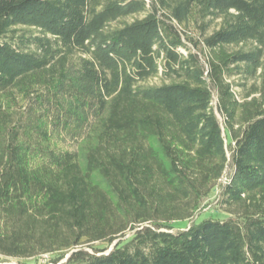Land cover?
Here are the masks:
<instances>
[{
  "label": "trees",
  "instance_id": "1",
  "mask_svg": "<svg viewBox=\"0 0 264 264\" xmlns=\"http://www.w3.org/2000/svg\"><path fill=\"white\" fill-rule=\"evenodd\" d=\"M0 257L264 264V0H0Z\"/></svg>",
  "mask_w": 264,
  "mask_h": 264
},
{
  "label": "rangeland",
  "instance_id": "2",
  "mask_svg": "<svg viewBox=\"0 0 264 264\" xmlns=\"http://www.w3.org/2000/svg\"><path fill=\"white\" fill-rule=\"evenodd\" d=\"M156 82V81H155ZM228 177L224 179V181L221 183V185L211 194V196L207 199L205 203V209L203 210L202 214L204 216H210V215H217V209H216V204H217V199L220 194V187L226 183ZM187 223L183 224H177L176 228H185ZM48 258H40L38 260H26V261H20V260H15V259H8V258H3L0 257V264H51L48 262Z\"/></svg>",
  "mask_w": 264,
  "mask_h": 264
},
{
  "label": "water",
  "instance_id": "3",
  "mask_svg": "<svg viewBox=\"0 0 264 264\" xmlns=\"http://www.w3.org/2000/svg\"><path fill=\"white\" fill-rule=\"evenodd\" d=\"M68 258H69V255L65 258V260L62 263L66 262Z\"/></svg>",
  "mask_w": 264,
  "mask_h": 264
}]
</instances>
